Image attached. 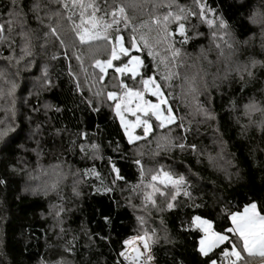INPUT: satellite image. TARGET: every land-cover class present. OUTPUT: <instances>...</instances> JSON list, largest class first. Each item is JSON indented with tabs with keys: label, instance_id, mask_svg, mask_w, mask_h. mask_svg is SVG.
<instances>
[{
	"label": "snow or ice",
	"instance_id": "obj_1",
	"mask_svg": "<svg viewBox=\"0 0 264 264\" xmlns=\"http://www.w3.org/2000/svg\"><path fill=\"white\" fill-rule=\"evenodd\" d=\"M5 7L8 19L0 23V48H7V52L0 51V62L4 64L0 67V110L5 114L0 118V153L11 148L14 136L20 131L17 123V90L20 88L21 73L32 72L34 67L38 70L39 75L33 76V89H38L37 95L39 91H48L53 87L48 63L36 59L38 55L48 52L49 45L56 47L49 59L66 63L73 92L80 94L87 88L88 97L81 96V101L94 111L98 105L106 104L114 113L127 145L137 157L132 162L137 167L139 179L131 187L133 192L139 189L141 207L145 212L150 208L159 214L171 212L180 203V198L191 205L195 199L191 177L196 180L208 179L214 186L217 180L211 177V173L223 174L229 183L233 175L240 178L241 168L239 164H233L237 153L230 151L231 144L225 139L222 118L215 110V95L212 91L221 92L223 82L231 80L233 73L240 82L241 93L239 100L228 102L230 111L238 112V115L233 116V122L238 125L242 137L247 138L255 131L259 133V142H264V84L259 88V100L252 95L247 97L246 102L240 103L245 99L247 87L256 79L253 70L257 65L264 67V61L250 57L247 63L240 64L234 60L235 49L229 26L223 17L216 16L202 0H192L191 6L181 4L178 0H139L138 3L136 0L131 3L127 0H104L103 6L98 0H10ZM129 7L141 8L148 18L134 22L135 17L128 15ZM189 17H196L209 28L212 43L218 52L216 63L221 58L225 60L223 74L219 68L216 73H211L200 67L191 75L184 74L181 77L179 69L185 66V61L181 59L185 55L183 45L190 39L187 29ZM33 20L37 25L35 28L31 26ZM248 20L260 26L261 35L264 36V7L253 5ZM177 43L181 47H176ZM225 48L231 51L225 53ZM210 51L202 47L197 63L202 57L211 67L214 61L209 58ZM144 53L151 61L150 67L142 58ZM73 61L79 67V72L75 71ZM195 66L188 65L189 68ZM13 67L14 73L7 71ZM33 89H29V95H32ZM174 100L182 102L183 113L180 112L179 103L176 108L172 106ZM40 107L45 109V115L52 108L51 105L43 104L34 107L33 111L39 113ZM54 110L60 111L59 106ZM9 113L11 119L8 118ZM33 119L29 116L28 136L37 144L38 147L32 151L39 158L41 149L37 137L41 135L42 128L39 122L31 127ZM64 131L56 128L55 135ZM208 135L212 136V143L216 145L214 152L202 148L194 139ZM76 136L79 141L71 140L68 151H75L79 142L80 152L85 157L102 159L99 155L100 146L90 142L86 133L79 132ZM145 145L153 157L161 153H190L197 165H207L209 175L191 166H187V173L176 172L163 164L146 171L139 158L144 155L141 149ZM17 147L23 148L24 145ZM252 151L255 152V148ZM260 151L264 152V147ZM108 164L110 176L113 177L111 187L100 180V173L95 168H86L82 174L79 171L72 173L75 177L73 195H80L77 185L89 176L100 180L96 191L111 192L112 187L117 186L124 177L111 159ZM50 167L55 179L46 180L43 185L35 187L29 185L24 190L45 196L57 191L67 173L63 172L60 163ZM230 168L232 171H229ZM8 170L18 171L11 164ZM48 174L44 170V175ZM26 175L29 179L35 178L30 172ZM6 184V178L0 175V185ZM59 198L63 200L62 196ZM64 211L63 204L50 205L49 214L54 213L58 226L63 223ZM105 219L108 222V218ZM136 220L138 231L122 241V249L117 254L120 259L115 264H159L154 251V246L161 240L159 230L149 226L145 215H137ZM227 220L230 225L218 231L213 228L211 221L198 215L191 217L190 226L201 233L195 248L198 255L204 258L201 264H264V208L258 209L256 201H247L242 210L229 211ZM160 224H164L162 218ZM183 230L187 231L188 226ZM164 231V242L174 243L167 230ZM63 232V227H60V233ZM88 239L91 241L92 237ZM77 240L73 236L66 241L62 246L63 253L74 255ZM39 264L73 262L61 256L51 262L42 259ZM173 264H183V261H173Z\"/></svg>",
	"mask_w": 264,
	"mask_h": 264
},
{
	"label": "trees",
	"instance_id": "obj_2",
	"mask_svg": "<svg viewBox=\"0 0 264 264\" xmlns=\"http://www.w3.org/2000/svg\"><path fill=\"white\" fill-rule=\"evenodd\" d=\"M98 2L103 6L104 0ZM127 2L131 3L132 0ZM136 2L138 3L139 0ZM178 2L192 5V0L185 2L178 0ZM202 2L212 9L216 16L223 17L229 26L235 49L234 60L239 61L240 64L247 63L250 57L264 61V36L261 35V28L248 20L251 7L253 5L264 7V0H202ZM9 3L10 0H0V23L8 19L5 6ZM29 15L31 16V13ZM128 15L135 17L134 22L137 23L148 18L147 13L141 8L129 7ZM209 18L212 16L209 15ZM31 26L37 27L34 20ZM187 29L190 39L183 45L185 55H182L181 59L185 61V66L179 69L181 77L184 74L191 75L200 67L211 73H216L219 68L220 73L223 74L225 60L221 58L216 63L218 52L212 43L207 25L196 17H189ZM68 35L70 36V33ZM245 40H247L246 44ZM16 43H19L18 37ZM176 47L181 45L177 43ZM202 47L205 51L211 49L208 53L209 58L214 61L211 67L202 57L197 63V56ZM0 51L7 52V48H0ZM36 51L39 52V48ZM55 51L56 47L49 45L45 55L36 57L38 61H45L49 65L53 87L48 91H39L37 95L38 89H33V76L39 75L35 67L32 72L21 73L20 88L17 90L19 116L17 123L20 131L14 136L11 148L0 153V175L7 180L6 185H0V264H39L42 259L51 262L61 256H66L73 264H115L120 259L117 254L122 249V241L138 231L137 215H145L149 226L159 230L161 240L154 246L159 264H173V261L201 264L204 258L195 251L201 233L190 226L192 216H201L211 221L215 230L222 231L230 225V221L227 220L228 212L242 210L245 202L256 201L258 209L264 208V152L260 151V148L264 147V142H259V133L255 131L247 138L242 137L238 125L233 122V116L238 115V112L232 113L228 102L232 99L239 100L241 95L240 82L234 73L231 80L223 82L221 92H216L215 89L212 91L215 95V110L222 118L225 139L231 144L230 151L237 153L233 164H239L240 178L233 175L229 183L223 174L211 173V177L217 180L214 186L208 179L196 180L195 177H191L194 183V202L189 205L180 198V203L174 210L159 214L151 208L145 212L141 207L139 189L136 192L132 190L131 186L136 185L139 179L137 167L132 162L137 157L127 145L119 128V122L114 119V113L106 104L98 105L97 110L94 111L87 103L81 101V96L88 97L87 88L85 87L80 94L73 92V84L67 76L66 63L49 59ZM224 51L228 53L231 50L225 48ZM142 58L150 67L151 61L148 60L146 53ZM73 64L75 71L79 72L75 61ZM192 64L196 66L189 68L188 65ZM3 66V62H0V67ZM7 71L14 73L15 68H8ZM253 71L256 79L247 87L245 99L240 101L241 104L246 102L248 96L255 95L258 100L261 98L259 88L264 84V67L257 65ZM89 72H91L90 68ZM83 78L81 74V83ZM29 89H33L32 95H29ZM178 103L180 112L183 113L182 102L174 100L172 106L176 108ZM43 104L52 106L47 110V115L43 107H40L39 113L33 111L34 107ZM56 106H59L60 111L54 110ZM4 115L0 110V118ZM29 116L35 118L31 121V127H35L39 122L42 128L41 135L37 137L41 149L39 158L32 151L38 146L28 136ZM8 118L11 119L10 113ZM56 128L65 131L55 135ZM79 132L86 133L90 142L100 146L99 155L102 159L85 157L80 152L79 142L75 151H68L71 140L79 141L76 136ZM194 139L202 148L206 147L208 151L214 152L216 145L212 143V136L194 137ZM20 144L24 147H17ZM253 148L255 152L252 151ZM141 151L144 155L139 158L142 159L146 171L157 164H163L166 167L170 166L176 172L187 173V166H191L193 169L200 168L205 175H209L207 165H197L190 153H161L153 157L146 145ZM109 159L120 169L124 180L112 187L111 192L101 193L96 191L100 180L106 186H112L113 177L110 176ZM57 163H60L63 172L67 173L66 178L60 181L57 191L45 196L34 195L24 190L29 185L35 187L38 184L43 185L46 180L55 179L51 174L50 166ZM9 164L18 171H9ZM86 168H95L100 173V180L92 176L82 180L77 185L80 195L75 196L72 192L75 178L72 173L79 171L82 174ZM44 170L49 174L44 175ZM229 171L232 169L230 168ZM29 172L35 177L34 179L28 178L26 173ZM60 196L63 200H60ZM58 203L63 204L65 208L62 214L63 223L59 226L56 224V218L48 213L50 205ZM197 204L200 207H196ZM161 218L164 220L163 225L160 224ZM185 226H188L187 231L183 230ZM60 227H63V233H60ZM165 229L174 243L164 242ZM73 236L78 238L75 242L76 253L68 256L63 253L62 246ZM89 236L92 237L91 241L88 239Z\"/></svg>",
	"mask_w": 264,
	"mask_h": 264
},
{
	"label": "rangeland",
	"instance_id": "obj_3",
	"mask_svg": "<svg viewBox=\"0 0 264 264\" xmlns=\"http://www.w3.org/2000/svg\"><path fill=\"white\" fill-rule=\"evenodd\" d=\"M181 2H185L186 0H180ZM50 193V192H49ZM49 213V212H48ZM51 216H54V213L51 215Z\"/></svg>",
	"mask_w": 264,
	"mask_h": 264
}]
</instances>
